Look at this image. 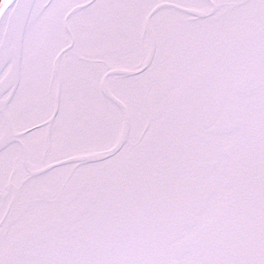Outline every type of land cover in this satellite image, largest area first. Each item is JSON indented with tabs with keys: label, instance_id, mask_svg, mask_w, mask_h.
<instances>
[{
	"label": "snow or ice",
	"instance_id": "snow-or-ice-1",
	"mask_svg": "<svg viewBox=\"0 0 264 264\" xmlns=\"http://www.w3.org/2000/svg\"><path fill=\"white\" fill-rule=\"evenodd\" d=\"M0 264H264V0H0Z\"/></svg>",
	"mask_w": 264,
	"mask_h": 264
}]
</instances>
